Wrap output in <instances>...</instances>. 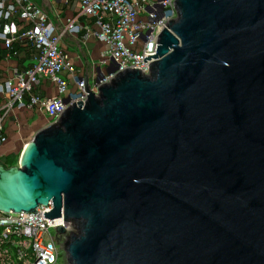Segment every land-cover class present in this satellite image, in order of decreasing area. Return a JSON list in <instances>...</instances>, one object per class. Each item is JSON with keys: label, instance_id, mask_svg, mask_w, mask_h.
I'll use <instances>...</instances> for the list:
<instances>
[{"label": "water", "instance_id": "obj_1", "mask_svg": "<svg viewBox=\"0 0 264 264\" xmlns=\"http://www.w3.org/2000/svg\"><path fill=\"white\" fill-rule=\"evenodd\" d=\"M175 7L149 75L120 73L0 167V213L51 203L74 224L68 264H264V0Z\"/></svg>", "mask_w": 264, "mask_h": 264}, {"label": "built area", "instance_id": "obj_2", "mask_svg": "<svg viewBox=\"0 0 264 264\" xmlns=\"http://www.w3.org/2000/svg\"><path fill=\"white\" fill-rule=\"evenodd\" d=\"M79 3L81 15L95 19L98 31L92 34L106 46L103 63L113 64L112 70L94 87L78 75L69 56L61 50L62 34L57 33L42 7L33 0H0V41L4 48L11 50L15 43H23L36 53L31 69L15 70L8 81L0 84V96L9 102L5 107L0 105V145L5 142V120L11 104L23 107L24 96L31 94L41 81L53 83L57 95L50 99L33 96L32 105L57 123L68 108L78 106L79 102L86 104L89 95H98L100 87L120 73L139 69L142 75H149L148 65L157 61L152 57L148 60L157 54L152 51L157 28L167 29L177 19L175 0H79ZM17 17L20 25L12 23L7 30H2V21ZM67 29L78 32L81 28L72 20ZM63 71L74 80L76 91H70L68 81L62 78ZM51 210L50 203L28 214L0 213V264H58L59 251L74 224L64 221L63 212L60 218H44ZM59 228L66 232L60 234Z\"/></svg>", "mask_w": 264, "mask_h": 264}, {"label": "crops", "instance_id": "obj_3", "mask_svg": "<svg viewBox=\"0 0 264 264\" xmlns=\"http://www.w3.org/2000/svg\"><path fill=\"white\" fill-rule=\"evenodd\" d=\"M42 7L50 22L61 33L60 48L66 53L73 68L80 76H84L90 87L104 75H107L113 67L111 61L105 64L104 54L106 46L92 33L98 31L95 19L81 15L79 0H33ZM75 20L80 26V31L70 32L67 29L69 21ZM12 23L20 25L19 18L12 21H2V30H7ZM36 53L27 46L13 45L11 50L4 48L0 41V84L8 81L15 70L26 71L33 67ZM62 78L68 81L70 91H76L74 80L67 71H63ZM57 95L56 87L50 81H41L36 85L31 94H26L23 99L24 106L19 108L16 103L11 104V110L5 120V142L0 145V166L7 168L6 163L15 165L27 145H30L35 136L42 130L54 125L43 110L32 105L33 96L41 98H53ZM6 98L0 96V105L8 104ZM5 163V164H4Z\"/></svg>", "mask_w": 264, "mask_h": 264}, {"label": "rangeland", "instance_id": "obj_4", "mask_svg": "<svg viewBox=\"0 0 264 264\" xmlns=\"http://www.w3.org/2000/svg\"><path fill=\"white\" fill-rule=\"evenodd\" d=\"M12 168H18V161L16 162L15 165L12 166ZM8 169V168H6ZM76 229V227L74 226V228L72 229V232ZM66 244H63L62 246V250H60V257H59V261L58 264H66V260H67V254H66V248H65Z\"/></svg>", "mask_w": 264, "mask_h": 264}, {"label": "bare ground", "instance_id": "obj_5", "mask_svg": "<svg viewBox=\"0 0 264 264\" xmlns=\"http://www.w3.org/2000/svg\"><path fill=\"white\" fill-rule=\"evenodd\" d=\"M30 146H31V145H27V146L25 147V149H24V151H23V153H22V156H21V158H20V163H23V159H24V157H25L27 151L30 149ZM14 169H15V168H14ZM11 170H12V169H11ZM11 170H6V171H4V172H9V171H11Z\"/></svg>", "mask_w": 264, "mask_h": 264}, {"label": "trees", "instance_id": "obj_6", "mask_svg": "<svg viewBox=\"0 0 264 264\" xmlns=\"http://www.w3.org/2000/svg\"><path fill=\"white\" fill-rule=\"evenodd\" d=\"M3 43V42H2ZM16 44V43H15ZM14 44V45H15ZM17 44H19V45H22V46H27V45H25V44H23V43H17ZM5 164V163H4ZM6 166H7V168H11L13 165H11L10 163H6L5 164Z\"/></svg>", "mask_w": 264, "mask_h": 264}]
</instances>
